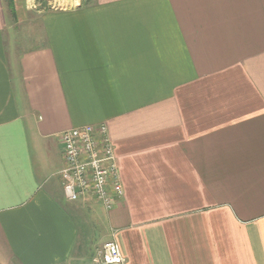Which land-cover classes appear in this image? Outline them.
Listing matches in <instances>:
<instances>
[{"label": "crops", "instance_id": "1", "mask_svg": "<svg viewBox=\"0 0 264 264\" xmlns=\"http://www.w3.org/2000/svg\"><path fill=\"white\" fill-rule=\"evenodd\" d=\"M47 1L0 0V264H264V0ZM102 124L110 211L60 177Z\"/></svg>", "mask_w": 264, "mask_h": 264}, {"label": "built area", "instance_id": "2", "mask_svg": "<svg viewBox=\"0 0 264 264\" xmlns=\"http://www.w3.org/2000/svg\"><path fill=\"white\" fill-rule=\"evenodd\" d=\"M66 165L60 173L68 200L94 199L110 211L124 195L114 145L107 125L72 128L61 135ZM96 264H125L115 241L106 243L96 255Z\"/></svg>", "mask_w": 264, "mask_h": 264}, {"label": "rangeland", "instance_id": "3", "mask_svg": "<svg viewBox=\"0 0 264 264\" xmlns=\"http://www.w3.org/2000/svg\"><path fill=\"white\" fill-rule=\"evenodd\" d=\"M44 0H42V2H43ZM53 1V0H52ZM52 1H47V5H49V4H53L52 3ZM53 5H55V4H53ZM55 6H57V5H55ZM31 15H29V17H30ZM11 19L13 20V17H11ZM105 239H103L102 241H101V245L100 246H96V248H97V252L101 249V247H102V245H105V243H107V242H109L110 241V239H111V236L108 238V237H104ZM112 240V239H111ZM94 242H96V241H94ZM89 253H90V256L93 254V253H91V248H90V250H89Z\"/></svg>", "mask_w": 264, "mask_h": 264}]
</instances>
